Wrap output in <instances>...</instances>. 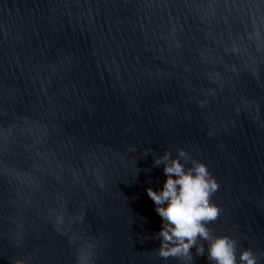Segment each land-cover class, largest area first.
Returning <instances> with one entry per match:
<instances>
[{
  "label": "water",
  "instance_id": "water-1",
  "mask_svg": "<svg viewBox=\"0 0 264 264\" xmlns=\"http://www.w3.org/2000/svg\"><path fill=\"white\" fill-rule=\"evenodd\" d=\"M178 148L264 264V0H0V264H210L156 251Z\"/></svg>",
  "mask_w": 264,
  "mask_h": 264
},
{
  "label": "clouds",
  "instance_id": "clouds-1",
  "mask_svg": "<svg viewBox=\"0 0 264 264\" xmlns=\"http://www.w3.org/2000/svg\"><path fill=\"white\" fill-rule=\"evenodd\" d=\"M173 156L167 150L152 156L155 166H162L164 180L158 189L146 186L145 191L154 203L161 218L155 233L159 238L156 251L161 257H190V249L204 255L203 245L196 246L197 238L207 242L206 259L210 264H257V257L250 248H241L238 261L235 241L227 235H211L207 222L218 216V206L210 195L217 182L201 161L193 160L189 167L182 162L187 155L182 148ZM13 264H22L15 260Z\"/></svg>",
  "mask_w": 264,
  "mask_h": 264
}]
</instances>
